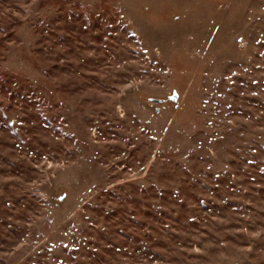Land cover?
Here are the masks:
<instances>
[{"label":"rangeland","instance_id":"rangeland-1","mask_svg":"<svg viewBox=\"0 0 264 264\" xmlns=\"http://www.w3.org/2000/svg\"><path fill=\"white\" fill-rule=\"evenodd\" d=\"M0 264H264V0H0Z\"/></svg>","mask_w":264,"mask_h":264},{"label":"water","instance_id":"water-1","mask_svg":"<svg viewBox=\"0 0 264 264\" xmlns=\"http://www.w3.org/2000/svg\"><path fill=\"white\" fill-rule=\"evenodd\" d=\"M158 101V99H156Z\"/></svg>","mask_w":264,"mask_h":264}]
</instances>
